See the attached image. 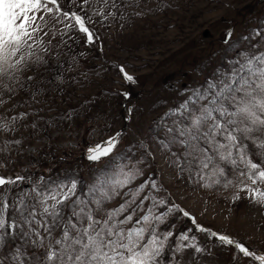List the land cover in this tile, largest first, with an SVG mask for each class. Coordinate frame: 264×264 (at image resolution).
<instances>
[{
	"label": "snow or ice",
	"instance_id": "6c2138e0",
	"mask_svg": "<svg viewBox=\"0 0 264 264\" xmlns=\"http://www.w3.org/2000/svg\"><path fill=\"white\" fill-rule=\"evenodd\" d=\"M138 2L0 0V105L20 97L0 112V168L22 151L29 137L21 129H32L35 138L38 122L50 123L38 105L50 91H62L66 79L75 81L66 73L84 55L73 46L95 39L89 25L124 19ZM241 40L246 48L225 57L226 68L181 92L184 99L153 121L151 140L178 178L204 189H232L233 200L243 193L264 207V28ZM119 72L133 80L123 66ZM94 134L98 139L86 158L105 163L86 184L74 173L45 174L50 168L39 175L29 167L0 175V264H199L206 249L191 230L174 235L175 225L168 227L174 215L190 214L159 195L166 190L152 175L135 183L153 157L146 142H139L144 152L133 161L116 151L121 133ZM210 237L234 245L242 257L233 259L264 264V251L216 231Z\"/></svg>",
	"mask_w": 264,
	"mask_h": 264
},
{
	"label": "rangeland",
	"instance_id": "374dc122",
	"mask_svg": "<svg viewBox=\"0 0 264 264\" xmlns=\"http://www.w3.org/2000/svg\"><path fill=\"white\" fill-rule=\"evenodd\" d=\"M125 11L124 19L89 25L95 39L73 46L84 55L79 66L66 73L75 81L66 79L62 91L44 97L46 103L38 105L44 108L40 115L51 118L50 123L39 121L35 138L32 129H21L29 138L20 153L9 157L14 163L0 168V175L22 167L39 175L50 168L45 174L74 173L83 185L105 163L86 158L87 147L98 139L94 130H101L104 137L121 133L116 151L133 161L144 152L139 146L143 140L154 159L147 157V166L141 165L144 176L135 183L152 175L166 190L159 195H168L190 214L170 218L168 227L175 225L174 235L191 230L206 249L199 264H247L249 258L233 259L242 254L234 245L219 244L210 231L227 234L249 250L264 251V207L243 193L233 200L232 189H204L186 176L178 178L153 146L150 129L153 121L184 99L181 92L202 84L216 68H226L225 57L246 48L242 36L264 28V0H139ZM121 66L132 81L124 79ZM16 99L20 97L0 105V112ZM117 203L119 198L109 206ZM193 219L205 231H197Z\"/></svg>",
	"mask_w": 264,
	"mask_h": 264
}]
</instances>
